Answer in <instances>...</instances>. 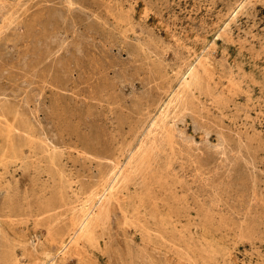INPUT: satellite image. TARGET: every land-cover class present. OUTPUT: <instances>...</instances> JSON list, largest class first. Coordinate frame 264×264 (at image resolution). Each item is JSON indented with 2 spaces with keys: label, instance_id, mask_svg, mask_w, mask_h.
<instances>
[{
  "label": "rangeland",
  "instance_id": "obj_1",
  "mask_svg": "<svg viewBox=\"0 0 264 264\" xmlns=\"http://www.w3.org/2000/svg\"><path fill=\"white\" fill-rule=\"evenodd\" d=\"M200 58L171 152L148 126ZM140 137L146 171L64 249ZM52 262L264 264V0H0V264Z\"/></svg>",
  "mask_w": 264,
  "mask_h": 264
},
{
  "label": "bare ground",
  "instance_id": "obj_2",
  "mask_svg": "<svg viewBox=\"0 0 264 264\" xmlns=\"http://www.w3.org/2000/svg\"><path fill=\"white\" fill-rule=\"evenodd\" d=\"M245 4L246 2H241L240 5L236 8V10L233 13L234 18L245 7ZM202 62H203L202 58H200L199 60H197L195 64L192 63L188 67L187 71L180 78L178 86L175 87L167 95L166 99L168 100L163 102V104L161 105L160 111H159L160 113L158 117L156 116L158 120L154 117L156 120L154 119L155 121H153L151 124L149 122L150 126L148 127L150 128L159 127V129L162 131V143L163 145H167L171 152H174V148H173L174 139H173L172 133L168 129L170 128L168 125V123L170 122L169 120L170 118L175 117L174 114L178 113L179 107H182L183 109L184 108L187 109L191 101L190 94L193 93V90L195 88H199L203 84V77L200 74V68H201ZM177 108H178V111L174 113L173 114L174 116L172 117L171 116L172 112ZM174 126H172L173 129H175ZM148 133L150 132L148 131ZM141 137H143V135ZM141 137L139 140L136 141L137 146L136 144L135 145L132 144L130 145L129 149H126L124 151V156H125L126 161L124 163L117 162L116 164L117 166L115 165L116 171L114 173L110 172L109 170V172L112 174L109 175L108 173L109 175L108 179H106L107 177L105 178L106 180H104V182L105 181L106 182L100 194H98L97 198L93 200L90 199L89 201H87L84 207L80 210L79 214L74 210V213H73L74 217L72 219V222H73L72 228L69 230L70 232H68L69 234L67 238L62 242L64 249H66V246L69 243L72 245L74 244V246H78L80 243V240L93 239L96 236V232L100 229V225L104 221L105 211L107 209L109 198L111 195H113V192L120 190L119 187L120 186L122 187V185H125L126 187V185H128L131 182L130 180H134V177L136 175L142 174V172L146 171V167L149 165L150 159L153 156L152 149L155 148V145L152 144L153 140L151 141L149 140L150 143L145 144L144 143L145 140H143ZM146 137L144 136V138ZM147 139L149 138L147 137ZM115 166L113 167V170ZM67 242L69 243L66 244Z\"/></svg>",
  "mask_w": 264,
  "mask_h": 264
}]
</instances>
